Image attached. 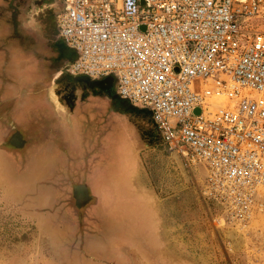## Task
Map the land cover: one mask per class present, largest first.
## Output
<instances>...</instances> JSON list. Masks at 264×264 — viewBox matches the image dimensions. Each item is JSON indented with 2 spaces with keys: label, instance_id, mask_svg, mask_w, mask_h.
Instances as JSON below:
<instances>
[{
  "label": "built area",
  "instance_id": "built-area-1",
  "mask_svg": "<svg viewBox=\"0 0 264 264\" xmlns=\"http://www.w3.org/2000/svg\"><path fill=\"white\" fill-rule=\"evenodd\" d=\"M57 2L66 73L112 77L118 98L148 109L227 219L264 215V0Z\"/></svg>",
  "mask_w": 264,
  "mask_h": 264
},
{
  "label": "rangeland",
  "instance_id": "rangeland-1",
  "mask_svg": "<svg viewBox=\"0 0 264 264\" xmlns=\"http://www.w3.org/2000/svg\"><path fill=\"white\" fill-rule=\"evenodd\" d=\"M256 24L264 28V21ZM69 80L62 74L54 87L59 91ZM91 109L87 128L103 133L107 147L87 167L86 178L111 158H117L112 165L120 169L129 121L140 124V151L127 189H120V198L116 189L108 194L93 187L89 190L96 197L87 192L75 197L72 174L63 173L53 158L43 157L42 167L35 165L53 145L46 133L56 134V127L42 118L25 126L35 127L36 133L23 155L20 141H8L13 133L19 137V126L0 124V264H264V215L244 227L227 219L204 194L203 172L188 171L183 163L181 171L150 115L113 113L106 121ZM64 145L56 140V153ZM82 147L85 152L88 144Z\"/></svg>",
  "mask_w": 264,
  "mask_h": 264
},
{
  "label": "crops",
  "instance_id": "crops-1",
  "mask_svg": "<svg viewBox=\"0 0 264 264\" xmlns=\"http://www.w3.org/2000/svg\"><path fill=\"white\" fill-rule=\"evenodd\" d=\"M23 3V8H19L17 0H0V124L19 126L22 131L19 137L17 133H13L8 140H19L21 153L25 155L34 141L29 140L36 133L35 127L25 126L35 124L38 118H42L59 131L56 134L46 133L53 145L50 143L43 156L36 158V168L42 167L39 161H42L43 157L53 158V164L61 166L63 173L72 174L73 181L68 180L74 188L75 197L78 194L83 195L78 197H84L87 193L89 197H96L97 194L89 190L93 187L102 188L108 194L110 188L116 189L114 195L120 198V189H127V182L132 179L135 158L140 151V124H131L129 121L131 133L126 137L128 152L123 151L120 155V169L112 165L117 158H111L106 167L102 164L103 167L98 168L91 178H86L87 167L94 163L95 157L103 155L107 147V138L101 132L96 133L93 122V128H87L90 122L87 112L92 108L96 118L106 121L113 113L119 117L121 114L135 113L123 109L125 106L121 104L122 99L112 98L109 91L114 90L113 83L94 86L92 90L83 83L84 86L75 85L74 88H68V84L64 82V89L73 101L69 105L60 99L63 89L57 91L54 84L59 71L63 69L60 60L62 54L55 47L58 40L54 28L48 26L43 12L46 3L43 0H23ZM43 75L45 78H42ZM45 80L46 82L42 83ZM73 82L77 83L76 80ZM54 98H57V103H54ZM26 110L30 112L29 115H24ZM55 138L62 140L65 148L70 149V153L66 154L64 148L56 153ZM85 144H88V147L83 152L82 146L85 147ZM58 154H61L60 158L57 157ZM46 165L44 162V167ZM74 181L77 183L74 184Z\"/></svg>",
  "mask_w": 264,
  "mask_h": 264
},
{
  "label": "water",
  "instance_id": "water-1",
  "mask_svg": "<svg viewBox=\"0 0 264 264\" xmlns=\"http://www.w3.org/2000/svg\"><path fill=\"white\" fill-rule=\"evenodd\" d=\"M56 47L59 49V51H60L61 54L68 56V59L69 60H72L74 58V56H75L74 51L71 50V49H69L68 47H66L63 42L58 41V43L56 44ZM66 71L67 70L61 69L59 71L58 76H60L62 74H66ZM74 79L77 80V81H79V82H84L90 88H94V86H100L101 84H104V83H113V78L112 77H106L103 80H91V79H89V78H87L85 76H82V77H76ZM112 91H109V93L112 95V98H115L116 99L117 98V95H116V93H115L114 90H112ZM120 101H121V104L125 106L124 107V110L125 111L145 112L146 114H148V115L151 116V112L148 109H146V108L134 106V105L128 103L127 101H125V100L124 101L123 100H120ZM171 155L177 161V163L181 167V171L183 172V170H182L183 169L182 162L179 159L180 157L175 152L171 153Z\"/></svg>",
  "mask_w": 264,
  "mask_h": 264
},
{
  "label": "flooded vegetation",
  "instance_id": "flooded-vegetation-1",
  "mask_svg": "<svg viewBox=\"0 0 264 264\" xmlns=\"http://www.w3.org/2000/svg\"><path fill=\"white\" fill-rule=\"evenodd\" d=\"M19 2V5H17L19 8H23L24 6V3H23V0H17ZM60 8L59 6V2H57V0H51V1H47L46 2V5H45V8H44V13L46 15V20H47V23H48V26L51 25L53 26L54 28V31H55V35L57 33L56 31V26H55V14L57 13L58 9ZM57 41V40H55ZM55 46V45H54ZM56 47V46H55ZM61 63H62V67H65L66 64L68 63L69 59L67 56H62L61 57ZM71 79V78H70ZM67 84H68V88H74L75 85H81V86H84L83 84H80V83H76V82H73V80H69V81H66ZM113 87H114V82H113ZM65 87L63 86V94L61 95L63 101H65L66 103H68L69 105L72 103L73 100H71L70 96L66 93V89H64ZM70 94V93H69ZM13 140V139H12ZM11 139H9L8 141H11ZM14 141V140H13ZM14 142H17L19 143V140H15Z\"/></svg>",
  "mask_w": 264,
  "mask_h": 264
},
{
  "label": "bare ground",
  "instance_id": "bare-ground-1",
  "mask_svg": "<svg viewBox=\"0 0 264 264\" xmlns=\"http://www.w3.org/2000/svg\"><path fill=\"white\" fill-rule=\"evenodd\" d=\"M57 48V47H56ZM62 56H63V54H62ZM64 56H66V55H64ZM68 57V56H67ZM63 70H65V67L63 68ZM66 74H68V73H66ZM68 76L69 77H71V78H73L72 80H75L74 78H76V77H82V76H70L69 74H68ZM77 81V80H76ZM77 83H80V84H84L87 88L89 87L87 84H85L84 82H79V81H77ZM105 84V83H104ZM101 86V85H100ZM103 89V88H102ZM92 90H93V88H92ZM104 90V89H103ZM105 90H106V88H105ZM105 92V91H104ZM107 93V92H106ZM118 98V97H117ZM120 99V98H119ZM115 101V100H114ZM124 109V108H123ZM137 113H139V112H137ZM140 113H145V112H140ZM204 172V171H203ZM234 232H231V236L232 235H234L233 234Z\"/></svg>",
  "mask_w": 264,
  "mask_h": 264
}]
</instances>
